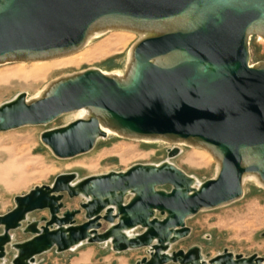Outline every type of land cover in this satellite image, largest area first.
<instances>
[{"label": "water", "instance_id": "1", "mask_svg": "<svg viewBox=\"0 0 264 264\" xmlns=\"http://www.w3.org/2000/svg\"><path fill=\"white\" fill-rule=\"evenodd\" d=\"M110 27L153 32L133 47L124 79L88 70L52 82L38 99L21 93L0 106V133L89 110V119L41 135L56 158L91 152L109 129L202 146L220 161L219 173L198 188L170 162L84 179L59 175L15 197L0 216V261L8 247L13 264H35L52 250L98 244L116 253L147 249L137 264H264L228 251L206 260L198 247L171 252L190 235L188 218L243 198L245 173L264 184V63L251 66L249 51L253 36L264 37V0H0V64L77 52L92 32ZM179 153L169 150V159ZM66 197L81 199L79 209L67 210ZM24 223L32 237L13 243Z\"/></svg>", "mask_w": 264, "mask_h": 264}, {"label": "rangeland", "instance_id": "2", "mask_svg": "<svg viewBox=\"0 0 264 264\" xmlns=\"http://www.w3.org/2000/svg\"><path fill=\"white\" fill-rule=\"evenodd\" d=\"M132 33H108L92 40L78 54L42 63L27 61L0 64V76L9 75V79L0 82V106L12 101L17 95L25 93L28 100H33L52 82L83 73L99 70L104 73H126L130 50L140 41ZM250 65L264 63V40L253 36L249 44ZM75 113V112H74ZM69 113L47 125L27 126L0 133V169L8 166L10 158L5 156L11 148V137H24L22 161L16 160L8 176L0 170V216L12 211L17 196L28 194L37 186L52 185L56 177L75 173L79 179L120 173L135 165H160L170 162L186 175L196 178L200 184L215 178L217 160L202 150L183 143L172 145L164 141H146L110 135L100 139L95 148L86 154L70 158H56L49 147L41 141V135L73 122ZM19 142V139L17 141ZM177 148L180 153L169 159L168 151ZM211 157L213 161H210ZM169 192L171 187H161ZM243 198L219 208L203 210L187 219L186 226L191 230L187 238L181 239L171 247V252H187L198 247L206 260L214 258L224 251L245 258L258 256L264 259V188L254 182L243 186ZM67 210L79 209L81 199L65 198ZM48 212H35L28 221H39L48 217ZM161 219L160 215H157ZM83 221V216L77 218ZM23 227L12 232L13 243H22L32 236L24 233ZM104 228L107 225L104 224ZM138 229L136 233H141ZM2 229L0 228V234ZM77 250L57 253L52 250L36 258L35 264H137L149 257L147 249L116 253L106 245H88ZM16 251L7 248L5 260L0 264H13ZM176 264V263H170Z\"/></svg>", "mask_w": 264, "mask_h": 264}, {"label": "bare ground", "instance_id": "3", "mask_svg": "<svg viewBox=\"0 0 264 264\" xmlns=\"http://www.w3.org/2000/svg\"><path fill=\"white\" fill-rule=\"evenodd\" d=\"M116 32H127V33H132L134 35H137L140 37V39H143L147 36H150L153 34V32L151 30H141L138 28H134V27H121V28H116V27H110L107 29H103V28H98L96 29L94 32H92L89 37L87 38L85 44L83 45V47L81 49H79L77 52H71V53H67V54H63L60 56H55L52 58H46V59H42V60H37V61H32V63H42V62H47V61H52V60H59V59H63V58H67L73 55L78 54L79 51H82L83 49H85L87 47V45L95 39H98L104 35H107L108 33H116ZM259 38H262L264 40V37L259 35ZM132 55H133V48L130 50L129 52V56H128V64H127V68L130 66L131 62H132ZM21 63H26L25 61H22ZM104 73V72H103ZM105 75L108 76H113V77H117L119 79H124L126 77V73H114V74H108V73H104ZM9 79V75H2L0 76V82H4L6 80ZM59 80V79H58ZM57 81V80H56ZM55 82V81H54ZM49 86H47L43 91H41L36 97L35 99H38L40 97H43L47 91H48ZM28 100V99H27ZM34 100V99H33ZM30 101V100H28ZM92 116L91 111L89 110H81V111H77L73 114L72 119L73 121L79 120V119H89ZM105 131L108 133V135H117L114 131L109 130V129H105ZM19 139L20 143H17ZM102 139V138H101ZM143 140L146 141H164V142H168L172 145H177L180 143V141H176V140H171V139H164V138H142ZM10 142L9 144L11 145V148L9 150H7V152L5 153V156L10 158L9 164L8 166H6L1 170V173H3L5 176H8L9 171L11 170V168L14 166V164L16 163V160L22 161L23 157H24V148L23 146L25 144H27V139L24 137H11L9 139ZM100 140V139H99ZM195 149L198 150H202L205 151L207 153H209L213 159L216 160L215 156L207 149H205L202 146H193ZM208 159L210 161H213V159L211 157H208ZM220 161H217V171H216V175L219 173L220 170ZM254 182L255 184H257L258 186L264 188V184L259 180L257 175L251 174V173H245L243 176V186L246 182ZM195 187L198 188L200 186V182L195 178ZM136 234V232H135ZM82 247V246H81ZM79 248H74L73 250H77Z\"/></svg>", "mask_w": 264, "mask_h": 264}, {"label": "crops", "instance_id": "4", "mask_svg": "<svg viewBox=\"0 0 264 264\" xmlns=\"http://www.w3.org/2000/svg\"><path fill=\"white\" fill-rule=\"evenodd\" d=\"M83 222H84V220H83L82 222H78V223L80 224V223H83ZM83 246H86V245H83ZM83 246H82V247H83ZM80 248H81V247H80Z\"/></svg>", "mask_w": 264, "mask_h": 264}, {"label": "flooded vegetation", "instance_id": "5", "mask_svg": "<svg viewBox=\"0 0 264 264\" xmlns=\"http://www.w3.org/2000/svg\"><path fill=\"white\" fill-rule=\"evenodd\" d=\"M193 248V247H192ZM191 249V248H190Z\"/></svg>", "mask_w": 264, "mask_h": 264}]
</instances>
